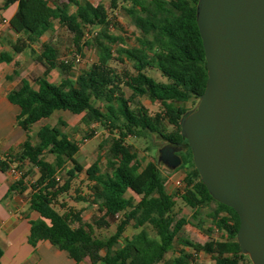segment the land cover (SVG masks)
Instances as JSON below:
<instances>
[{"label":"trees","instance_id":"1","mask_svg":"<svg viewBox=\"0 0 264 264\" xmlns=\"http://www.w3.org/2000/svg\"><path fill=\"white\" fill-rule=\"evenodd\" d=\"M14 3L16 10L8 25L18 36L11 49L34 53L33 45H38L34 58L44 68L43 75L33 78L35 88L22 78L7 95L19 109L16 123L26 140L19 151L0 158V172L10 166L22 169L24 163L38 171L28 184V210L37 215L28 221V244L48 241L74 262L84 264H195L198 253L208 255L213 264H251L236 242L237 214L209 195L180 135L185 104L198 101L207 79L195 22L197 0H109L107 6L90 0H1L0 11ZM122 3L135 30L131 46L109 32L114 25L111 13ZM55 21L71 34L75 54H80L81 47L97 48L96 60L75 78L70 74L72 62L59 60L54 46L41 41ZM93 28L98 31L89 40L86 33ZM11 60L8 53L0 52V62ZM52 70L60 75L56 83L46 78ZM12 74L17 75V70ZM139 97L148 98L158 111L150 115ZM57 111L81 115L87 127L95 124L107 131L104 165L98 157L87 168L76 161L79 142L63 131L66 124L60 118L54 125L32 131L36 123ZM146 136L180 147L177 170L183 173L175 198L166 191L162 165L157 160L143 163L128 142ZM46 155L52 156V165ZM81 172L87 193L78 191L73 199L96 206L98 215L90 221L83 219L82 209L62 199ZM27 174L16 180L20 190L25 188ZM177 200L190 209L189 219L177 218ZM109 219L116 222L114 232L96 234V229L110 227ZM186 224L200 227L207 240L195 243L181 237ZM128 227L134 230L129 236L125 235ZM176 241L186 250L174 252Z\"/></svg>","mask_w":264,"mask_h":264},{"label":"water","instance_id":"2","mask_svg":"<svg viewBox=\"0 0 264 264\" xmlns=\"http://www.w3.org/2000/svg\"><path fill=\"white\" fill-rule=\"evenodd\" d=\"M207 79L180 135L209 195L237 214L236 242L264 264V0H197ZM165 145L157 161L181 160Z\"/></svg>","mask_w":264,"mask_h":264},{"label":"rangeland","instance_id":"3","mask_svg":"<svg viewBox=\"0 0 264 264\" xmlns=\"http://www.w3.org/2000/svg\"><path fill=\"white\" fill-rule=\"evenodd\" d=\"M96 3L101 1L104 5H108L109 0H91ZM123 3L118 6V8L111 13L112 22L114 25L110 26L109 32L113 35H119L123 38L125 45L131 46L134 44V39L131 34L134 33V27L130 22V19L123 10ZM95 31H98V28H93L86 33V38L91 40L93 38ZM2 33H0V39L2 38ZM6 37V36H5ZM1 41V40H0ZM45 42H49L57 51L59 60L61 61H71V77L75 78L77 74L86 69L90 64L96 60L97 48L93 46L81 47L80 54H75V48L72 44L71 34L62 26H60L56 21L54 22L53 29L48 31L45 35ZM115 49L116 46H113ZM38 49V48H37ZM115 54V52L113 53ZM78 58V60H76ZM21 59L25 63V76L33 83V78L37 74H40L43 67L34 57L31 56L29 51H25L21 54ZM54 82H58L60 75L57 70L54 72ZM155 76L152 71L148 72ZM126 95L129 94L127 89H124ZM139 102L147 109L150 115H153L158 111L157 105L153 104L146 97H139ZM197 104L196 101H189L185 104L187 111L193 110ZM101 106V104H99ZM62 119L66 126L62 127L63 131L73 140L79 142V151L75 156V159L80 163L84 168H87L97 157L100 159L101 165H104L107 159V147H108V133L105 129L98 125H91L87 127L84 123L81 122V115H73L67 111H57L51 117L43 119L41 122L34 125L33 130H36L39 125L48 124L54 125L57 119ZM171 128L165 124V130L169 131ZM90 135L88 136L87 134ZM128 142L133 145V150L136 152L137 157L142 160L143 163L146 161L157 160L158 150L165 145V141L155 136H146L140 139H128ZM45 159L52 165V156L46 155ZM160 170L162 175L166 178L165 188L166 191L173 197H176L177 189L179 186H176L174 182L180 180L183 170H177V167L170 169L160 163ZM68 166H70L68 164ZM22 173H28L25 182L27 186L29 183L33 182L37 177V169L29 163H24L22 165ZM64 173V172H60ZM78 177L72 182L71 188L68 193L63 196L64 202L68 205L75 207L76 209H82V217L85 221H90L94 216L98 215L96 211V206H87L83 202H77L73 198L75 194L79 191L83 194L87 193L86 182L84 172H81ZM29 192L25 193L22 196V200L27 202ZM210 207H214V204L211 203ZM175 211L178 217H185L189 219L190 209L178 200L176 201ZM203 211H206L204 209ZM204 219V216H203ZM110 227L96 229L95 233L99 236H108L115 230L116 222L109 219ZM196 224V222H194ZM203 229H206L207 224L202 225ZM134 232L133 229L128 227L125 230V235H131ZM212 237L216 238L217 234H212ZM181 237L188 239L195 243H204L207 240L206 233L201 230L200 227L193 226L191 224H186L182 231ZM180 249L186 250V247L180 245L177 241L174 243V252L179 251ZM172 252H169L167 256L171 255ZM195 264H213L210 257L204 253H198L195 257Z\"/></svg>","mask_w":264,"mask_h":264},{"label":"crops","instance_id":"4","mask_svg":"<svg viewBox=\"0 0 264 264\" xmlns=\"http://www.w3.org/2000/svg\"><path fill=\"white\" fill-rule=\"evenodd\" d=\"M15 10L16 4L14 3L5 6L0 11V33L3 36L0 39V52L8 53L12 57L10 62H0V158L9 152L19 151L26 140V134L16 123L19 109L7 99L8 93L17 88L20 79L25 78L29 81L24 74L25 63L21 59V54L29 50L14 53L11 49V45L18 35L9 27L8 20ZM46 33L41 41H45ZM37 48L38 45H33L35 52L31 53L29 51L32 57H35L38 53ZM14 63H16L15 67ZM14 69L17 70V75L12 74ZM43 70L44 68L36 76L43 75ZM54 72L55 70L50 71L46 78L48 81L56 83L53 80ZM29 83L32 87H36L35 82L31 83L29 81ZM32 131L35 130L32 129ZM24 183V190H20L15 186L16 179L12 178L8 171L0 172L1 264H84L74 262L64 251L58 250L48 241H38L35 246L28 244V221L29 219H35L37 215L30 212L27 202L24 203L22 200L25 193H30V188L25 180Z\"/></svg>","mask_w":264,"mask_h":264},{"label":"built area","instance_id":"5","mask_svg":"<svg viewBox=\"0 0 264 264\" xmlns=\"http://www.w3.org/2000/svg\"><path fill=\"white\" fill-rule=\"evenodd\" d=\"M78 60V58H76ZM8 173L12 176L14 179H18L22 175V169L21 168H16L15 166H10V168L7 170ZM176 186L180 185V180H176L174 182Z\"/></svg>","mask_w":264,"mask_h":264},{"label":"flooded vegetation","instance_id":"6","mask_svg":"<svg viewBox=\"0 0 264 264\" xmlns=\"http://www.w3.org/2000/svg\"><path fill=\"white\" fill-rule=\"evenodd\" d=\"M165 145H168V146L172 147L173 149H175V150H176V151H175V154L177 155V153H178V149H179L180 147H177V146L172 145V144L167 143V142H165ZM165 145H164V146H165Z\"/></svg>","mask_w":264,"mask_h":264}]
</instances>
